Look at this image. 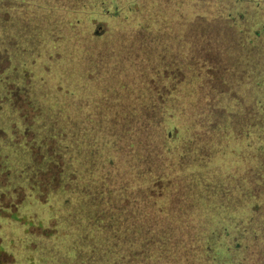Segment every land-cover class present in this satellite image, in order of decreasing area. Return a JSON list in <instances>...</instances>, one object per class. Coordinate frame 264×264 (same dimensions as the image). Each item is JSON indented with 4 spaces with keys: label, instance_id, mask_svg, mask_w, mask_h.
Instances as JSON below:
<instances>
[{
    "label": "trees",
    "instance_id": "1",
    "mask_svg": "<svg viewBox=\"0 0 264 264\" xmlns=\"http://www.w3.org/2000/svg\"><path fill=\"white\" fill-rule=\"evenodd\" d=\"M63 1L61 23L83 28L91 43H99L105 36L110 27L109 20L118 27L122 21H136V30H139L138 27H143L149 19L146 15L142 21L139 15H142L145 5L151 4L150 0ZM180 1L174 5L176 11L173 9L171 13L182 14L181 20L190 19L184 22V26L193 21L196 23V32H187L192 47L188 56L192 61L184 62L181 71L177 63H173L171 70L169 66L155 71L151 75V86L141 90L138 96L136 126L143 133L153 135L154 145L151 156L146 160L152 163V167H148L152 171L147 168L136 172V186L133 188L128 181L129 175L119 168L116 151L90 148L85 135L81 139L76 133L75 125L67 116H77V111L82 109L59 101L51 94L50 102H46L41 97L47 93L33 87L36 77L47 84L52 63L62 57L47 47L46 39L55 40V28L46 27L44 33L43 27H33L31 38L26 39L21 34V26L29 22V17L21 13L24 1L0 0V200L9 201V205H2L0 201V210L7 208L8 212L0 219L16 223L10 226L9 232H26L28 240L35 242L32 247L40 242L51 245L57 236L58 241H65L69 237L64 235L66 228L63 223L56 220L57 211L70 214L76 198L80 201H88L89 198L91 204L81 216L85 217L87 212V219L95 220L90 222V227L86 224L87 229L83 233L87 239L86 254L78 252L75 264H216L219 257L216 245L213 247L204 242L199 229L198 237L183 235L185 230L181 232L180 228H185L186 222L181 214V225L178 226L173 224L168 214L174 209L172 197L177 198L171 188L173 176L166 168L171 162L168 155L175 148L174 141L187 142L191 138L196 125L192 121L176 120L183 107L181 110L169 108L167 101L178 89L176 82L186 79L184 83L193 82L199 88L198 115L209 113L218 117L226 115L227 109L234 110L223 99L224 95L228 98L230 95L223 92L229 86L233 87L230 78L240 72L232 66L234 60L223 57L224 53L220 51L227 50V55H237L238 44L234 43L232 36L229 39L225 34L226 25L233 22L236 15L233 13L231 16L226 11L223 15L217 0ZM159 4L171 5L168 0ZM186 8L191 9L187 19L184 18ZM172 26L173 30L180 28L178 20ZM195 33L196 49L190 44L195 42ZM41 43H44L43 49L40 48ZM202 56L206 57L203 64L199 61ZM210 67L220 81H211V75L206 71ZM51 86L65 89L64 92L71 95V101L79 106L75 100L82 95L72 85L58 80ZM230 92L236 96L232 90ZM217 93L219 100L214 98ZM217 100L219 104H216ZM240 115L244 119L243 109ZM253 121L249 119L247 122L250 125ZM198 124H207L211 128L218 122L208 119ZM209 128L205 126L206 131ZM242 134V130H235L236 137ZM137 161L140 159L136 160V169L139 167ZM249 166L253 169L250 163ZM262 167L259 162L254 164L258 172ZM261 180L264 182V173ZM254 197L252 218L262 213L264 207V194L259 200ZM30 206L34 208L29 209ZM40 206L43 207L41 211L36 209ZM34 227L45 232L34 231ZM97 243L101 244L100 247ZM1 251L13 257L7 264H16L15 252L11 249ZM79 254L85 257V261L78 258ZM28 255L27 264H50V260L44 259L42 250L35 249ZM241 257H236L237 264L242 263ZM259 261L262 260L257 259L254 264H259ZM226 262L231 264L228 260Z\"/></svg>",
    "mask_w": 264,
    "mask_h": 264
},
{
    "label": "rangeland",
    "instance_id": "2",
    "mask_svg": "<svg viewBox=\"0 0 264 264\" xmlns=\"http://www.w3.org/2000/svg\"><path fill=\"white\" fill-rule=\"evenodd\" d=\"M22 1L24 9L21 13L29 17V22L21 26V34L30 39L33 27H43L44 33L46 27H54L55 40L46 39L47 47L62 55L52 63L47 84L36 77L34 89L47 93L41 97L46 102H50L51 94L59 101L82 109L77 111V116H67L75 125L76 133L81 139L85 135L90 148L116 151L120 170H125L129 183L135 188L136 172L152 167V163L146 160L151 156L154 145L153 135L143 133L136 126L138 96L141 90L151 86V75L155 71L169 66L171 70L173 63L180 65L181 71L184 62L192 61L188 56L192 47L187 32H196V23L193 21L184 26V22L190 21L187 18L191 9L185 10L187 15L184 18L187 20H181L182 14L171 13L173 9L176 11L174 5L180 0H168L171 5L159 4L164 0H150L151 4L145 5L142 15H139L142 21L146 15L149 19L143 27H138L139 30H136V21H122L118 27L109 20L110 27L105 36L99 43H91L83 28L61 23V0ZM70 1L64 0L63 3ZM217 2V6H222L223 15L225 11L231 16L233 13L236 15L234 21L226 25L225 34L229 39L232 36L234 43L238 44L237 55H227V50L220 51L224 53L223 57L234 60L232 66L240 72L230 78L233 87H228L236 96L231 95L229 89L223 92L230 95V98L224 95L223 99L234 110L227 109L226 115L218 117L209 113L198 115L199 88L193 82L184 83L186 79L176 82L178 89L170 96L167 106L178 110L183 107L176 120L192 121L196 128L187 142L174 141L175 148L168 155L171 162L166 168L173 176L171 188L177 196L172 197L174 209L168 214L176 226L181 225V214L186 222L185 228H180L181 232L185 230L183 235L198 237L199 229L204 242L209 246L216 245L219 253L216 264H226V260L237 264L235 259L238 255L242 256L241 264H254L257 259L262 260L259 264H264V207L262 213L254 218L251 212L253 197L259 200L264 194V182L261 180L264 173V0ZM177 20L180 28L173 30L172 23ZM59 35L61 37L57 38ZM28 43L30 45L31 40ZM43 44H40L41 49ZM190 44L197 48V36ZM199 61L203 64L206 57H200ZM170 70L168 73L173 78ZM206 71L213 83L220 81L212 67ZM58 80L80 91L82 96L75 102L83 108L71 101V95L64 92L65 89L51 86ZM214 98L219 100V94ZM218 100L216 104H219ZM242 109L244 119L240 115ZM208 119L218 124L211 128L207 124H198ZM249 119L254 120L250 125ZM205 126L210 130L206 131ZM236 129L244 134L237 135V138L234 135ZM137 159L140 161H137L139 167L136 169ZM256 162L263 165L262 171L254 168ZM249 163L253 169L249 168ZM0 201L2 205H9L8 200ZM89 204V198L88 201L76 198L70 214L57 211L56 220L63 223L66 228L64 235L68 234L69 238L60 242L57 236L51 245L40 242L32 247L35 242L28 240L29 234L21 230L19 233L9 232L10 226L16 223L0 219V264L13 260L11 254L1 249L15 252L16 264H27L29 252L35 249L42 250L44 259L50 260V264H75L78 252L86 254L87 239L83 233L95 220L87 219V212L86 218L81 216ZM6 209L0 210V218L8 214ZM36 209L41 211L43 207ZM32 230L45 232L37 227ZM100 245L97 243L98 247ZM78 258L85 261L82 254Z\"/></svg>",
    "mask_w": 264,
    "mask_h": 264
}]
</instances>
